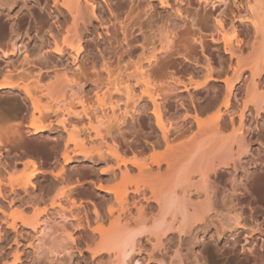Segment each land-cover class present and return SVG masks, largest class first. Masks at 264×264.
I'll use <instances>...</instances> for the list:
<instances>
[{"label":"bare ground","instance_id":"bare-ground-1","mask_svg":"<svg viewBox=\"0 0 264 264\" xmlns=\"http://www.w3.org/2000/svg\"><path fill=\"white\" fill-rule=\"evenodd\" d=\"M221 1L226 0L197 3L206 6ZM156 2L185 25L189 0H0L2 57L18 52L20 34L30 38L34 32L33 38L38 42L33 54L24 52L18 65L11 63L7 73L37 74V92L59 105L72 99L79 103L82 96H78L85 84L102 90V98L108 101L109 105L94 108L91 113L76 108L65 112L74 120L72 131L77 132V138L73 143L84 145V137L79 138V133L83 135L88 125L87 138L97 148L94 157L85 155L86 160L107 166L100 171L106 183L117 177L122 181V188L110 184L105 187L100 182L104 179L99 177L97 190L107 195L105 203L110 205L103 208L90 201L91 208L84 211V203H79L71 216L70 224L77 237L68 232L65 240L74 245L76 240L88 239L83 242L84 249L97 264L104 255L108 264H139L136 256L141 252H147V258L156 259L157 264H187L180 258L174 259L186 243L198 246L196 251L192 250L193 258L195 264H201L207 252L205 238L211 228L214 232L209 238L216 250L234 251L238 230L244 227L239 221L235 190L229 188L225 178L248 153L243 141L245 113L253 111L256 117L264 118V0H228L232 5L230 18L224 12L212 14L208 34L193 29L191 34L189 27L190 40L198 44L206 58L212 57V51L205 47L204 35L215 49L222 44L230 59V69L224 76L208 64V75L201 83L150 75L165 59L164 66L171 68L176 58L167 62L168 56L162 59L164 55L178 54L170 51V41L178 35L177 29L168 36H172L169 41L164 36L167 42L156 53L147 52V46L138 41L144 27H151L157 18ZM44 9L47 17L42 13ZM229 28L234 34L230 38L225 36ZM63 59H70L71 67L63 66ZM69 73L79 74L78 82L72 85L59 77L48 85H38L46 74ZM243 74L248 76L240 90L235 84ZM199 88H217L218 94L203 107L192 100L189 104L182 100V93L191 97V90ZM13 89L8 80L0 82V91ZM23 89L31 99L28 88ZM237 89L243 92L241 108L235 103ZM170 95L179 97L177 107L169 102ZM209 110L212 113L203 117ZM66 116L59 123L62 128H66ZM29 128L32 134H39L46 126L34 119ZM63 158L64 164L73 160L67 155ZM32 165L34 170L21 186L26 194L30 179L39 172ZM115 204L120 205L119 210L113 208ZM44 223L40 231L38 224L31 226L39 233L34 244L38 249L43 247L45 236L57 229L47 221ZM11 228L15 230L14 226ZM244 241L247 242L246 237ZM249 242L250 246L242 245L241 250L253 255L254 241ZM263 243L261 239L258 244L261 251ZM75 249L81 256L80 248Z\"/></svg>","mask_w":264,"mask_h":264},{"label":"rangeland","instance_id":"rangeland-1","mask_svg":"<svg viewBox=\"0 0 264 264\" xmlns=\"http://www.w3.org/2000/svg\"><path fill=\"white\" fill-rule=\"evenodd\" d=\"M116 1L113 0V2ZM189 2L188 7L186 6L189 17L185 18V25L179 19H176L177 17L174 16L172 11L159 8L156 2V20L151 27H144L141 34L142 37L139 36L138 38V41L144 43L147 46L145 47L149 49L147 52L155 50L154 53H156L161 51L162 47L169 41V38H172V36L168 38L169 35L173 34L171 32H176L177 29L178 35L170 41V44H173L170 51L173 53L178 51V54L169 52V54L162 57V59H165L168 56L167 62L168 59L174 60L176 58L175 63H172L175 66L173 67L170 64L171 68H166V65L164 66L163 64L166 59L165 61L162 60L164 62L156 66L157 68L155 67V70L150 74L154 78L169 75L181 80L184 79L183 81L185 82L201 83L208 75V64H211L215 70L223 72L218 74L220 76H224V72L230 69V59L223 52L222 44H219L215 49L208 41V36L204 34H208V25L213 23L212 14L218 15L224 12L230 18L231 3L226 0L215 2L213 5L208 3L205 6L197 3L198 0H189ZM42 13L44 17H47L45 9ZM28 21L30 20L27 19ZM171 21L175 23L173 25L175 29L170 24ZM235 24L237 25L238 22H235ZM167 26H169L168 29ZM189 27L190 30H188ZM192 29L198 33L199 30L204 33L206 40V45H204L212 51L213 58L211 56L206 58V53L201 52L198 44L190 40ZM178 30L181 33H178ZM164 36H167L165 38L167 41ZM225 36L229 38L234 36L230 28L226 31ZM33 37L34 32L31 33L30 38L20 34L17 40L18 52L14 56L3 58L0 53V82L8 80L14 85L13 90L0 91V264H97L92 260L90 253L84 249L83 242L88 239L84 240V238L83 242L76 240L73 245L66 241V234L71 232L74 237H77L75 228H72L71 216L74 215L75 206L79 203H84V211L87 208H91L90 201L103 208L110 205L105 203L108 199L107 195L103 191L97 190L99 179H104L102 177H105L100 176V171L107 168V166L91 164L86 160L85 155L94 157L97 148L87 138L88 128L86 126L88 125L85 126L83 135L81 132L79 133V138L84 137V145L73 143L77 138V132L72 131L73 125L71 123L74 120L66 116L65 112L70 110V108H72L71 111L76 108L75 110L78 109L79 112L86 110L87 113H91L94 108L109 104H107V100H104V96L102 98V90H99L100 92L93 90L90 84H85L82 93L80 92L81 94L78 96H82V100L80 99L79 103H76L78 100L72 99L70 101L67 100V104L59 105L47 100L37 92L38 89L36 90L37 85L35 82L37 74L7 73L6 70L10 68V64L18 65L26 52L29 55L33 54L34 48L38 45V42ZM170 54L173 56L169 57ZM61 64L69 68L71 67V60L63 59ZM48 75L50 76L49 78L47 77ZM78 75L70 73L46 74V76L42 75L44 77L41 78V85L37 84L39 86L48 85L60 77V80L64 78L65 82L67 81L73 85L76 81L78 82L80 77ZM115 75L113 74V76ZM247 76L248 74H243L235 84V87L241 90L242 82ZM218 87L223 88L224 85L218 84ZM23 88H28L31 99L27 98ZM238 89L235 92L237 98H235L236 102H234L238 104V108H241L244 97L243 92ZM191 92V97L186 93H182V100L186 104H189L190 100H192L203 107L210 103L213 97L218 94V89L207 90L206 88H199V90H191ZM169 97V102H172L173 107H177L179 97L175 98L171 95ZM32 99L33 101H31ZM119 105L122 106V100ZM211 113L212 111L209 110L203 117ZM245 115L243 141L245 146H248V153L242 157V161L236 170L231 173L232 175L227 174L225 178L229 188H234L235 190L234 197L238 203L239 221L244 227L238 230L236 235L238 244L234 251L227 249L217 251L209 238V235L214 232V228H211L210 234L205 238L207 252L205 251L201 264H264V249L262 251L259 249L261 239L264 241V118L256 117L253 111L246 112ZM65 116L66 128H62L59 123ZM34 119L37 124L46 126L43 132L32 134L29 125ZM67 119H70L69 122ZM236 126H240L237 117ZM65 155L73 159L68 164H64L63 157ZM32 163L35 164V168L39 172L30 179L26 194L21 186L26 176L28 177V174L34 170ZM105 179L100 180L101 183L103 182L101 185L106 184L104 185L106 187L110 184L122 188L120 177L107 183ZM113 208L119 210L120 205L115 204ZM63 215L67 218L64 219ZM46 221L50 226H54V229H57L54 230V234H52L53 227L51 232L50 230L47 231V234L48 232L50 233L45 236L44 244L42 243L43 247L38 249L34 247V244L36 246L37 241L35 239L39 237V233L33 231L31 226L38 224L40 227L38 231H40L46 225L44 223ZM12 226L15 227V230L11 228ZM245 237L247 242L244 241ZM252 240L254 241L253 250L255 248V252H253L255 254L253 255L257 258L252 253L247 252L248 250L246 251L245 249L246 252L241 250L242 245L245 247L250 246L249 241ZM255 242L257 245L254 244ZM76 247L77 249L80 248L81 256L75 249ZM197 249L198 246L194 247L186 243L179 248L178 256L174 259L180 258L187 264H195L193 252ZM146 253L141 252L136 256L139 264H157L156 259L149 260L147 258L148 253ZM258 256H262L263 259L261 257L259 259ZM155 257L159 258V254L156 253ZM99 261L101 262L100 264H108V259L105 255Z\"/></svg>","mask_w":264,"mask_h":264}]
</instances>
